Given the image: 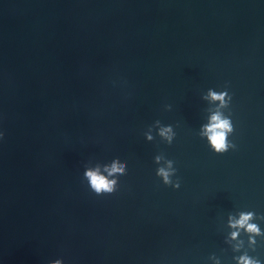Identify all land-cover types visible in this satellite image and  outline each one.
Segmentation results:
<instances>
[{
  "label": "water",
  "instance_id": "water-1",
  "mask_svg": "<svg viewBox=\"0 0 264 264\" xmlns=\"http://www.w3.org/2000/svg\"><path fill=\"white\" fill-rule=\"evenodd\" d=\"M0 133V264H264V0H0Z\"/></svg>",
  "mask_w": 264,
  "mask_h": 264
},
{
  "label": "clouds",
  "instance_id": "clouds-1",
  "mask_svg": "<svg viewBox=\"0 0 264 264\" xmlns=\"http://www.w3.org/2000/svg\"><path fill=\"white\" fill-rule=\"evenodd\" d=\"M228 97L231 100V96L225 91L217 92L212 90L211 88L208 90L207 96L205 99H210L211 101H220L221 106H226L227 101L225 97ZM159 123V121H157ZM205 133L208 136V140L213 147V149L217 153H223L227 151L230 147L234 148L235 145L229 143L227 141V133L232 131V125L230 123V119L225 117L220 111L213 112L210 116V122L204 126ZM171 127H164L160 129V135L166 136L169 143L172 141ZM3 133H0L2 136ZM147 139L151 140V134L147 135ZM161 159L160 156H156V162H159ZM172 160L168 161V167H159L157 169V175L163 178L165 184H170V174L171 172L175 171L171 168ZM107 173L105 175L104 173ZM125 173V165L121 163L119 158L114 159L110 165L105 164L103 165V171L101 170V166L97 165L96 167H89L85 169L84 176L87 179L91 189L96 194H103V193H112L116 190L117 180L116 174H124ZM112 177V179H109ZM174 188H179L180 184L179 181L175 185ZM253 218L252 212H241L239 219H235L230 217L229 224L231 227L236 228L237 231L232 233L233 239H235L239 235V229H244L248 233H255L260 235V229L255 223H250V220ZM264 218V217H260ZM249 241L255 245L256 240L254 236H249ZM238 264H260L258 259H253L247 253L236 257ZM50 264H63L61 259H56L50 262Z\"/></svg>",
  "mask_w": 264,
  "mask_h": 264
}]
</instances>
